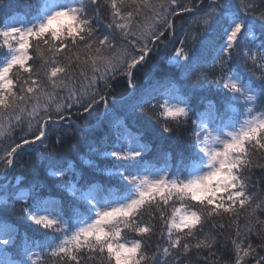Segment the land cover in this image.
<instances>
[{
  "label": "snow or ice",
  "instance_id": "6c2138e0",
  "mask_svg": "<svg viewBox=\"0 0 264 264\" xmlns=\"http://www.w3.org/2000/svg\"><path fill=\"white\" fill-rule=\"evenodd\" d=\"M101 105L98 140L74 121L52 139ZM77 135L106 163L54 155ZM0 137L19 141L0 148V264H264V0H0Z\"/></svg>",
  "mask_w": 264,
  "mask_h": 264
},
{
  "label": "trees",
  "instance_id": "16d2710c",
  "mask_svg": "<svg viewBox=\"0 0 264 264\" xmlns=\"http://www.w3.org/2000/svg\"><path fill=\"white\" fill-rule=\"evenodd\" d=\"M152 2L155 3L156 0H152ZM209 2H210V0H203V3L205 5H207ZM233 2L234 3L243 2V0H233ZM248 2L251 3L252 0H248ZM10 3L14 4L15 0H4V4L6 6ZM184 3H187L189 5V7L192 6V0H184ZM193 11H195V9H193ZM192 20H193V17L189 14H181L180 17L178 19H176L175 24H176L177 29H180L181 34L183 32V29H181V24H183L184 28L186 29L189 27V24L192 22ZM185 21H187L188 23H185ZM106 22L107 21H104V23H106ZM191 26H192L193 30H195V27H196L195 24H192ZM32 54L35 55V52H33ZM162 57H163V54H162ZM154 59L156 60V62L158 64V69H159V72L161 74L164 72H167V71H174L175 70L174 67L169 66L167 64L166 58H154ZM146 71H148V69H141L140 72L137 73V80L145 79L144 73ZM88 74L91 75L90 70L88 71ZM86 83H87V81L83 82V84H86ZM114 89H115V91L112 93V95L116 96L117 98L120 97L121 95L126 94V86L124 84V81L122 79H120L119 77H117V81L114 82ZM71 111L73 113H76L78 111V109L73 108ZM17 114H19V113H17ZM73 121L77 124L82 125V126L87 125L90 129L93 130L90 133V137L97 139V140L104 135V132H106L107 128H108V121L104 115V107H103V105H101L95 111L91 112L90 115H86L82 119L76 120L75 115H73L71 120L64 121L63 125H61L59 122L55 125H52L51 131H50V135L52 136V139L53 140L55 139L56 130L61 129V128H66L67 125ZM5 123H7V122H5ZM138 126H142V125H138ZM189 131H190V129H189ZM20 135H23V133L16 132V137H19ZM69 136H71L70 132H69ZM145 139L152 142L153 148H155L156 145L161 143L160 138L155 136L151 132L147 133V135L145 136ZM13 142H19V141L15 137L13 138V141H9L4 137H0V148L7 147L9 144H11ZM164 144H165V147H172L173 152H175L176 148L179 147V142L174 143L173 138H169L168 140L164 141ZM153 154H154V152L150 153L148 158L151 159V156ZM54 155L61 158V159L68 160V161L75 163L78 168H80V167L87 168L88 166L83 164V160H87V159H91L95 163H99L101 165L106 163V161H103V160L95 157L94 155L89 154L87 142L84 139H82L79 135L67 139L66 143L62 147L58 148L57 151L54 153ZM33 157H34L33 153L25 152L21 156H17L16 160L19 161V164H23L25 161H28L29 159H33V164L38 166V161H36ZM253 159L256 160V162L258 164L264 165V157H262L261 154L258 153L255 157H253ZM19 164L17 165L15 171L10 173L8 175V178H7L8 181L11 182L9 185V193H8L9 203H11L10 193L13 191L12 185H14L16 183L17 175H21L23 177L24 181H27V180L32 178L31 168L21 169L19 167ZM3 172H4V169H0V175H3ZM43 175H44V171L41 168V176H43ZM261 175H264V173H261L259 171V169L254 170V176L259 177ZM0 183H4V181H0ZM21 187H26V183H22ZM261 187H264V185H261ZM258 190L259 189H257V191ZM5 195H6V193L0 192V197H3ZM18 217H19V213L16 211H13L12 214L10 215L9 219L15 223V222H17ZM260 219H264V216H261ZM224 223H226V224L228 223L226 217H225ZM240 224L241 225L244 224L243 217H241V219H240ZM19 226L21 228V231H23L24 225L21 223ZM234 227H235V225H233V227L231 229L226 228L224 235H226V236L230 235L232 233ZM261 228H264V226H258L256 231L261 230ZM207 230H208V228L205 229V231H207ZM133 238L134 237L131 234L128 236V239H133ZM250 239H251V242L253 243L254 246H257L261 243L259 238L255 235V232L251 235ZM150 243L154 247L157 244L156 238L153 237L151 239ZM161 243H162V241H161ZM244 246H246V244ZM33 251L39 252L40 249H34ZM149 251H151V249ZM257 252L261 256H264V251H261V249L259 247H257ZM245 259L247 261V264H254V260L252 258H245ZM42 260H43V264H56V258H50L48 255H43Z\"/></svg>",
  "mask_w": 264,
  "mask_h": 264
}]
</instances>
